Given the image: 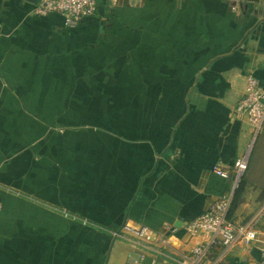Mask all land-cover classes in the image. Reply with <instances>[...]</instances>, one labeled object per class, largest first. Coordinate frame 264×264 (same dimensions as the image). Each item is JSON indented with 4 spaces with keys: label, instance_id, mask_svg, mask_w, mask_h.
Listing matches in <instances>:
<instances>
[{
    "label": "crops",
    "instance_id": "0c3cea01",
    "mask_svg": "<svg viewBox=\"0 0 264 264\" xmlns=\"http://www.w3.org/2000/svg\"><path fill=\"white\" fill-rule=\"evenodd\" d=\"M37 5L0 0V264L140 263L124 223L181 259L231 188L212 167L251 146L230 217L258 240L205 264H264V134L236 113L264 85V2L98 0L75 27Z\"/></svg>",
    "mask_w": 264,
    "mask_h": 264
},
{
    "label": "built area",
    "instance_id": "2783aa9c",
    "mask_svg": "<svg viewBox=\"0 0 264 264\" xmlns=\"http://www.w3.org/2000/svg\"><path fill=\"white\" fill-rule=\"evenodd\" d=\"M35 13L40 16L60 14L67 26L75 27L90 21L97 15L98 0H39ZM236 113L247 116L252 125L253 144L256 139L255 136L264 127V85L252 73L247 75L245 94L238 103ZM251 148L252 146L246 155L235 160L232 172L224 170L219 165L212 167V171L216 175L232 180L231 188L208 211L187 226L188 233L202 241L181 259H176L164 251L163 247L168 243V237L165 233L155 231L145 225L124 223L122 228L115 233V236L146 253L142 254L140 263L130 264H169V262L205 264L206 257L213 249H222L224 254L235 245L250 246L257 241L258 233L251 224H237L230 217L235 192L248 168ZM1 209L0 203V211ZM65 216L69 215L65 213ZM147 258H149V262H146Z\"/></svg>",
    "mask_w": 264,
    "mask_h": 264
},
{
    "label": "trees",
    "instance_id": "16d2710c",
    "mask_svg": "<svg viewBox=\"0 0 264 264\" xmlns=\"http://www.w3.org/2000/svg\"><path fill=\"white\" fill-rule=\"evenodd\" d=\"M239 191H240V186H239V188L236 190V192H235V196H234V199H233V203H232V210H231V214H232V211H233V208H234V205H236V203H237V197H238V193H239Z\"/></svg>",
    "mask_w": 264,
    "mask_h": 264
},
{
    "label": "rangeland",
    "instance_id": "374dc122",
    "mask_svg": "<svg viewBox=\"0 0 264 264\" xmlns=\"http://www.w3.org/2000/svg\"><path fill=\"white\" fill-rule=\"evenodd\" d=\"M264 134V127H263V129L255 136V138L257 139V137H259L260 135H263ZM253 151V146H252V148H251V151H250V153Z\"/></svg>",
    "mask_w": 264,
    "mask_h": 264
},
{
    "label": "water",
    "instance_id": "95a60500",
    "mask_svg": "<svg viewBox=\"0 0 264 264\" xmlns=\"http://www.w3.org/2000/svg\"><path fill=\"white\" fill-rule=\"evenodd\" d=\"M27 1H30V2H39V0H27ZM256 1H264V0H256ZM150 260L147 259L146 262H149Z\"/></svg>",
    "mask_w": 264,
    "mask_h": 264
}]
</instances>
